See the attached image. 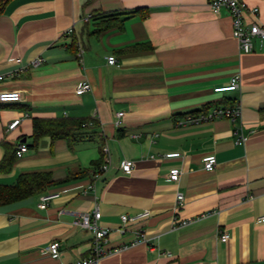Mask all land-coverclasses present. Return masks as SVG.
Masks as SVG:
<instances>
[{"label":"crops","instance_id":"1","mask_svg":"<svg viewBox=\"0 0 264 264\" xmlns=\"http://www.w3.org/2000/svg\"><path fill=\"white\" fill-rule=\"evenodd\" d=\"M209 1L6 4L0 16V92H19L21 99L0 103V163L19 144L27 152L8 171L0 168V186L34 173L48 174L51 185L0 205V264H71L87 257L92 235L73 221L95 204L100 226L110 230L106 248L130 243L137 230L146 235L145 243L99 264H264V224L257 222L264 215V43L254 41L250 53L241 52L228 12L213 13ZM242 1L258 10L257 17L245 14L246 24L264 26V0ZM133 10L149 13L126 15ZM107 56L117 65H107ZM38 58L42 63L31 67ZM235 75L237 91L213 92ZM83 81L91 90L76 96ZM236 102L242 115L234 122L179 126L187 114ZM34 118L90 119L95 125L77 132L72 144L35 141ZM14 120L20 122L8 131ZM103 144L111 167L94 181ZM172 153L180 156L165 158ZM208 155L216 158L211 172L202 168ZM122 160L134 162L131 175L120 172ZM174 168L181 172L177 183L168 178ZM51 193L58 198L39 209V198ZM176 193L184 199L178 210ZM144 211L149 218L123 235L115 231L122 215ZM183 220L190 223L172 229ZM222 234L228 235L224 242ZM52 242L59 243L57 258L45 252Z\"/></svg>","mask_w":264,"mask_h":264},{"label":"built area","instance_id":"2","mask_svg":"<svg viewBox=\"0 0 264 264\" xmlns=\"http://www.w3.org/2000/svg\"><path fill=\"white\" fill-rule=\"evenodd\" d=\"M209 8L213 13L219 14L222 9H225L231 19L232 26V36L237 41L239 50L243 53H250L253 50V42L257 41L260 45L264 43V26L260 25L257 22L252 24H246L245 22V14L250 12L251 15L257 17L258 10L257 8H249L245 2L242 0H210L208 3ZM67 35L72 34V29L67 30ZM82 50L80 49L78 55L81 56ZM42 59L38 58L31 62V67L36 68L42 63ZM107 65L116 66L117 60L114 56H107L105 58ZM2 77L0 76V80ZM240 86V76L235 75L231 78L230 82L226 86L214 88L213 92L215 94H224L228 92H234L239 89ZM91 90L89 83L83 81L80 82L75 88V95L81 96L82 94ZM20 94L19 92H0V103L8 104V103H18L20 102ZM242 115V107L239 102L231 106H217L214 107L205 113L199 115L187 114L179 122V126L184 125H199L204 123H211L215 120H229L234 122L241 118ZM123 117V113H118L117 118ZM19 120H14L11 122L7 130L12 131L18 124ZM91 122H87L82 124V127L91 126ZM115 127L120 126V121H115ZM238 141H242V136L238 137ZM27 152V146L25 144H19L15 150V156L17 159H21L23 155ZM102 152V164L100 167L94 170L92 179L98 180L100 179L104 173H106L111 167V157L108 146L103 144L101 146ZM180 154L172 153L167 154L165 158H176L179 157ZM216 165V158L214 155L205 156L202 160V168L206 172H211L214 170ZM119 170L123 175L129 176L132 174L134 170V162L130 160H122L119 164ZM180 170L174 168L169 173V180L172 183H177L180 177ZM88 190L93 189V185L89 184L87 187ZM58 194H46L42 195L39 198L38 208L41 210L46 209L48 202L58 198ZM184 199L182 194H175V209L178 210L183 206ZM150 217L149 211H144L136 215H122L120 217L121 225L115 230L120 235H123L126 232V228L130 225L138 224L141 221L146 220ZM101 214L99 211V207L97 204L94 205V208L91 212L83 213L79 215L74 221L73 226L85 231L89 232L92 235L91 239V248L89 251V255L83 259L77 260L71 264H99L103 258L112 256L114 254L122 253L130 248L139 246L146 242V235L142 230H137L134 232V240L128 244L123 246L115 247L112 249L106 248L108 244V235L110 230L108 228H104L100 226ZM257 222L260 224H264V215L260 216L257 219ZM189 220L179 221L173 224V228L183 227L189 224ZM228 239L227 234H222L220 240L222 242ZM45 252L48 253L52 258H57L59 254V243L52 242L46 248Z\"/></svg>","mask_w":264,"mask_h":264},{"label":"trees","instance_id":"3","mask_svg":"<svg viewBox=\"0 0 264 264\" xmlns=\"http://www.w3.org/2000/svg\"><path fill=\"white\" fill-rule=\"evenodd\" d=\"M10 0H0V16L4 7ZM129 17L140 15L141 18L148 16L147 10H133L125 12ZM109 17V18H108ZM108 22L114 20V16H108ZM205 112V110H203ZM91 122V126L82 127V124ZM95 122L90 119H68V118H34L32 119V137L37 141L42 137H49L51 140H66L72 144L74 136L77 132L92 128ZM102 155V152H101ZM10 160L5 159L0 163L2 171H8L11 165L17 160L15 150L12 152ZM102 158V157H101ZM101 162L95 166H101ZM51 185L50 176L48 174H23L18 177L13 186H0V205L12 204L33 195L42 193Z\"/></svg>","mask_w":264,"mask_h":264}]
</instances>
